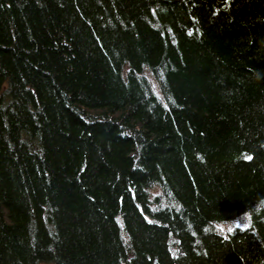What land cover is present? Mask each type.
Here are the masks:
<instances>
[{"label":"trees","instance_id":"obj_1","mask_svg":"<svg viewBox=\"0 0 264 264\" xmlns=\"http://www.w3.org/2000/svg\"><path fill=\"white\" fill-rule=\"evenodd\" d=\"M0 264H264V0H0Z\"/></svg>","mask_w":264,"mask_h":264},{"label":"rangeland","instance_id":"obj_2","mask_svg":"<svg viewBox=\"0 0 264 264\" xmlns=\"http://www.w3.org/2000/svg\"><path fill=\"white\" fill-rule=\"evenodd\" d=\"M147 75L150 78V80L152 81V84H153V87H154L155 92L159 96H161V92H160L159 86H158L157 82L155 81V79L153 78V76L150 73H147ZM237 225L245 226V225H247V221L246 220L235 221V222H232V223H229V224L222 225L221 228H222L223 231L226 232V231L233 230L234 227L237 226Z\"/></svg>","mask_w":264,"mask_h":264},{"label":"snow or ice","instance_id":"obj_3","mask_svg":"<svg viewBox=\"0 0 264 264\" xmlns=\"http://www.w3.org/2000/svg\"><path fill=\"white\" fill-rule=\"evenodd\" d=\"M246 159H248V160H251L252 159V157L251 156H247V157H245ZM231 230V229H230Z\"/></svg>","mask_w":264,"mask_h":264}]
</instances>
